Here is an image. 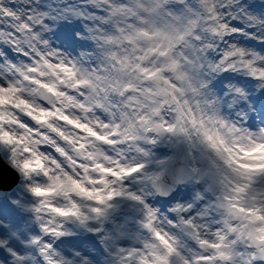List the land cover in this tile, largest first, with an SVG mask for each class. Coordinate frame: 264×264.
Listing matches in <instances>:
<instances>
[{
  "label": "snow or ice",
  "instance_id": "6c2138e0",
  "mask_svg": "<svg viewBox=\"0 0 264 264\" xmlns=\"http://www.w3.org/2000/svg\"><path fill=\"white\" fill-rule=\"evenodd\" d=\"M0 264H264V0H0Z\"/></svg>",
  "mask_w": 264,
  "mask_h": 264
}]
</instances>
